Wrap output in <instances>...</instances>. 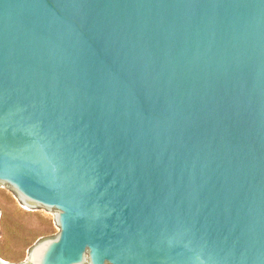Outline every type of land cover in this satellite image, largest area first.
<instances>
[{
    "label": "water",
    "instance_id": "95a60500",
    "mask_svg": "<svg viewBox=\"0 0 264 264\" xmlns=\"http://www.w3.org/2000/svg\"><path fill=\"white\" fill-rule=\"evenodd\" d=\"M0 184L31 264H264V0H0Z\"/></svg>",
    "mask_w": 264,
    "mask_h": 264
},
{
    "label": "rangeland",
    "instance_id": "374dc122",
    "mask_svg": "<svg viewBox=\"0 0 264 264\" xmlns=\"http://www.w3.org/2000/svg\"><path fill=\"white\" fill-rule=\"evenodd\" d=\"M0 258L6 263L31 264V249L57 235L56 214L38 210L9 186L0 184Z\"/></svg>",
    "mask_w": 264,
    "mask_h": 264
}]
</instances>
